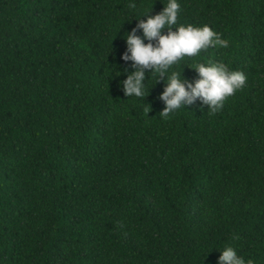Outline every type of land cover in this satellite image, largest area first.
<instances>
[{"label": "trees", "instance_id": "trees-1", "mask_svg": "<svg viewBox=\"0 0 264 264\" xmlns=\"http://www.w3.org/2000/svg\"><path fill=\"white\" fill-rule=\"evenodd\" d=\"M130 2L0 0V264H217L226 244L264 264V0H179L229 45L174 69L247 80L167 118L162 78L117 87L122 34L166 0Z\"/></svg>", "mask_w": 264, "mask_h": 264}, {"label": "clouds", "instance_id": "clouds-1", "mask_svg": "<svg viewBox=\"0 0 264 264\" xmlns=\"http://www.w3.org/2000/svg\"><path fill=\"white\" fill-rule=\"evenodd\" d=\"M129 7L136 8L134 0H131ZM150 9L138 18L133 17L136 24L122 34L126 47L120 53V59L131 63L121 69L125 78L117 81V87L126 97L135 96L143 100L149 89L146 84L151 73L154 81L162 78L165 82L158 94V99L164 105L160 114L165 118L197 100L207 105V110L215 112L221 109L225 100L245 85L247 76L243 70L211 59L207 62L197 61L190 68L195 69L198 75L189 80L182 76V69L176 71L174 65L180 59L194 57L210 47L226 48L229 40L207 23H177L181 10L179 0H166L162 9L154 15H148ZM137 29L140 30L139 34ZM146 105L148 112L149 105ZM218 250L217 264H255L253 259L238 254L231 244Z\"/></svg>", "mask_w": 264, "mask_h": 264}]
</instances>
